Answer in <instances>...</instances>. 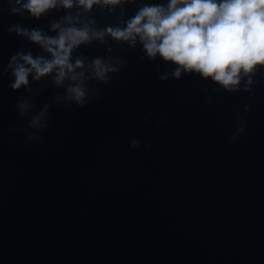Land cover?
Wrapping results in <instances>:
<instances>
[{
    "label": "water",
    "instance_id": "1",
    "mask_svg": "<svg viewBox=\"0 0 264 264\" xmlns=\"http://www.w3.org/2000/svg\"><path fill=\"white\" fill-rule=\"evenodd\" d=\"M27 2L0 0V264H264V66L229 90L109 34L170 0ZM68 27L83 103L58 69L14 90L21 56L52 59L17 29Z\"/></svg>",
    "mask_w": 264,
    "mask_h": 264
},
{
    "label": "clouds",
    "instance_id": "2",
    "mask_svg": "<svg viewBox=\"0 0 264 264\" xmlns=\"http://www.w3.org/2000/svg\"><path fill=\"white\" fill-rule=\"evenodd\" d=\"M59 2L64 8H71L73 4V0ZM99 2L78 0L86 10ZM119 2L104 0L105 4ZM56 4L57 0H28L24 9L39 17ZM56 27L59 25L54 24L53 28ZM17 32L39 44L52 59L33 58L31 54L21 56L23 64H16L11 87L15 90L27 85L31 72H35L34 79H39L58 69L55 78L58 85L66 75L80 81L69 92L77 103H83L85 93L80 79L83 73L73 74L75 68L83 67V61L78 59L73 65L69 57L74 47L88 41V30L68 27L61 29L55 38L43 36L39 30L29 33L17 29ZM108 32L117 40L133 43L135 36H139L149 58L159 54L164 61L177 65L172 73L176 78L183 69L211 77L229 90L239 84L241 71L247 75L257 65L264 66V0H170L167 9L159 5L145 6L128 22L126 29H108ZM15 62L16 57H13L12 63ZM93 65L97 78H106V71L116 70L102 66L99 59ZM20 107L23 109L26 105Z\"/></svg>",
    "mask_w": 264,
    "mask_h": 264
}]
</instances>
